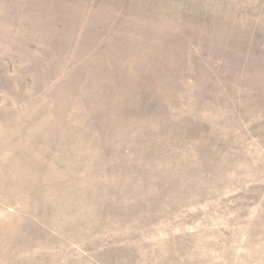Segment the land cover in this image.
Here are the masks:
<instances>
[{
  "label": "rangeland",
  "instance_id": "374dc122",
  "mask_svg": "<svg viewBox=\"0 0 264 264\" xmlns=\"http://www.w3.org/2000/svg\"><path fill=\"white\" fill-rule=\"evenodd\" d=\"M0 264H264V0H0Z\"/></svg>",
  "mask_w": 264,
  "mask_h": 264
}]
</instances>
